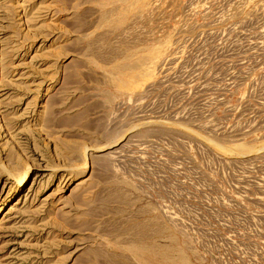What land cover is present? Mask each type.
<instances>
[{"label":"rangeland","instance_id":"374dc122","mask_svg":"<svg viewBox=\"0 0 264 264\" xmlns=\"http://www.w3.org/2000/svg\"><path fill=\"white\" fill-rule=\"evenodd\" d=\"M0 264H264V0H0Z\"/></svg>","mask_w":264,"mask_h":264}]
</instances>
